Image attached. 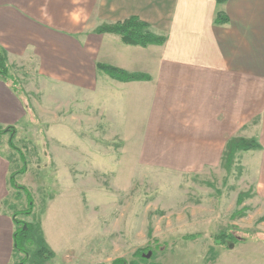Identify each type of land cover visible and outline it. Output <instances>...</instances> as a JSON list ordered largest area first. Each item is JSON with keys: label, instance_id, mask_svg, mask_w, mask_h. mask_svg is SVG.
Returning <instances> with one entry per match:
<instances>
[{"label": "crops", "instance_id": "obj_1", "mask_svg": "<svg viewBox=\"0 0 264 264\" xmlns=\"http://www.w3.org/2000/svg\"><path fill=\"white\" fill-rule=\"evenodd\" d=\"M217 13L227 23L215 24ZM130 16L165 42L142 48L95 34ZM0 48L12 74L15 67H34L43 96L48 86L70 91L62 98L76 103L78 130L86 127L80 112L88 108L87 128L103 124L135 147L140 161L212 163L244 128L260 130L264 151V0H0ZM97 63L149 79L120 82L98 71ZM18 85L0 79V128L11 127L16 135L29 114ZM100 94L106 102L95 101ZM94 141L89 145L95 147ZM80 142L62 156L81 157ZM8 147L7 140V156L0 151V264H16L21 254L17 220L5 203L15 192ZM74 157L72 163L79 162Z\"/></svg>", "mask_w": 264, "mask_h": 264}, {"label": "rangeland", "instance_id": "obj_2", "mask_svg": "<svg viewBox=\"0 0 264 264\" xmlns=\"http://www.w3.org/2000/svg\"><path fill=\"white\" fill-rule=\"evenodd\" d=\"M33 68L15 67L29 114L14 137L15 149L8 147L15 183L26 188L33 209L23 214L29 202L22 189H14L5 203L17 221L39 226L56 252L42 264H111L119 258L128 264H264L263 148L238 153L229 168L224 152L218 161L193 167L140 161L136 148L103 124L87 128L88 108L80 112L86 127L78 130L76 103L62 98L70 91L48 86L43 96ZM239 134L259 144L260 130ZM79 137L82 156H62ZM7 140L8 133L0 135L6 156ZM73 157L79 162L72 163ZM231 229L239 242L230 248L215 244L214 236ZM145 247L152 253L142 262L133 254ZM25 250L17 262H36V245L26 244Z\"/></svg>", "mask_w": 264, "mask_h": 264}, {"label": "trees", "instance_id": "obj_3", "mask_svg": "<svg viewBox=\"0 0 264 264\" xmlns=\"http://www.w3.org/2000/svg\"><path fill=\"white\" fill-rule=\"evenodd\" d=\"M226 0H216L218 4L224 3ZM215 24L221 25L227 23V19L223 14L217 13L216 18L214 21ZM95 34H113L120 38L121 42L125 45L130 46H139L142 48H146L151 45L161 46L165 39L164 37L157 36L150 31V26L146 22L141 21L136 16H130L129 18L117 22L115 24H103L98 27L95 31ZM96 69L100 72L105 73L112 79H115L120 82H129V81H146L149 79L148 76L142 74H128L127 72L109 66L105 64H96ZM0 79L5 83H9L10 85H18V80L14 77L11 72L10 66L8 65L7 58L5 51L0 48ZM19 92L21 95L24 94L23 90L19 88ZM9 134V141L8 145L11 149H15L13 146V140L16 135V132L11 127H7L5 129L0 128V135ZM260 149V145L254 139H246V138H232L230 139L225 146L224 153H223V160L227 168L230 167L234 157L238 153H246L249 151H256ZM20 159L22 162L25 163V159L22 154L19 153ZM25 167V166H24ZM25 169L23 168L19 174L24 172ZM15 174L11 173L10 175V184L12 188L15 190H24L25 194L27 195L28 202H29V209L28 212L23 213L25 215H29L31 210L33 209V202L32 199L27 192L26 188L20 187L15 183ZM22 224V226H20ZM23 225L26 226V229H23ZM39 226L29 225L26 223H20L16 221V251L26 254L25 245H36V250L33 252V257L35 258L36 262L33 261V264H42L43 262H47L49 259L52 258L53 253L50 251L48 246L46 245L43 235ZM38 233V237H35V234ZM233 232V230H229L228 232H221L214 236V242L217 245H222L224 247L230 248L237 242H239V237H237ZM193 238V236L187 237ZM152 253L149 247H145L142 249L136 250L133 256L140 259L142 262H146L149 255ZM16 264H25V260L18 262ZM111 264H128L124 259H115L111 262ZM129 264H137L135 262H131Z\"/></svg>", "mask_w": 264, "mask_h": 264}, {"label": "water", "instance_id": "obj_4", "mask_svg": "<svg viewBox=\"0 0 264 264\" xmlns=\"http://www.w3.org/2000/svg\"><path fill=\"white\" fill-rule=\"evenodd\" d=\"M23 229H26V226L25 225L23 226Z\"/></svg>", "mask_w": 264, "mask_h": 264}]
</instances>
